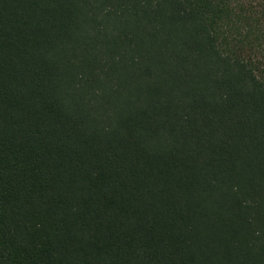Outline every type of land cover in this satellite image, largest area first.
<instances>
[{
    "label": "trees",
    "instance_id": "16d2710c",
    "mask_svg": "<svg viewBox=\"0 0 264 264\" xmlns=\"http://www.w3.org/2000/svg\"><path fill=\"white\" fill-rule=\"evenodd\" d=\"M0 264H264V0H0Z\"/></svg>",
    "mask_w": 264,
    "mask_h": 264
}]
</instances>
